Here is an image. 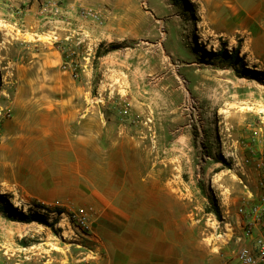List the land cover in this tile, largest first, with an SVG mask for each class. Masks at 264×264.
Segmentation results:
<instances>
[{"label":"rangeland","instance_id":"rangeland-1","mask_svg":"<svg viewBox=\"0 0 264 264\" xmlns=\"http://www.w3.org/2000/svg\"><path fill=\"white\" fill-rule=\"evenodd\" d=\"M43 3L60 10L42 12ZM243 16L236 0H0V160L28 133L52 132L65 144L59 124L68 122L76 171L131 172L134 188L139 174L160 183L171 193L170 233L186 237L188 255L236 260L246 243L239 208L264 194V75L242 76L240 63L218 54L239 47L247 66L264 72L243 53ZM88 90L104 99L86 98ZM99 102L114 124L106 137L117 142L101 164L83 152L85 109ZM7 195L17 211L0 212V263H105L96 212L84 229L68 217L80 205L45 212ZM31 211L52 226L23 220Z\"/></svg>","mask_w":264,"mask_h":264},{"label":"crops","instance_id":"crops-1","mask_svg":"<svg viewBox=\"0 0 264 264\" xmlns=\"http://www.w3.org/2000/svg\"><path fill=\"white\" fill-rule=\"evenodd\" d=\"M236 1L242 3L244 10L243 53L248 59L259 61L256 66L264 67V62L259 60L260 56L264 57V0ZM84 95L99 101L104 99L93 96L90 90ZM85 110L83 123L88 132L83 147L88 157L85 160L97 164L111 160L110 157L113 160L117 142L108 140L106 132L114 124L107 119L100 102L88 104ZM53 127L48 125L43 130L52 131ZM59 127L62 138H66L65 144L55 143L52 132L28 133L25 140H20L22 145L15 146L18 149L4 150L0 160L2 192L11 196L17 193L21 202L29 205L36 202L59 203L65 208L80 205L92 218L96 212L91 221L106 255L104 264H207L201 254L188 255L185 236L171 235L168 188L148 182L142 174L137 177L141 187L134 188L126 181L131 172L100 168L76 171L74 135L68 122L62 120ZM34 139H40L42 145L35 146ZM109 226L120 228L122 233L106 229ZM210 264H237V259L222 253L211 259Z\"/></svg>","mask_w":264,"mask_h":264},{"label":"built area","instance_id":"built-area-1","mask_svg":"<svg viewBox=\"0 0 264 264\" xmlns=\"http://www.w3.org/2000/svg\"><path fill=\"white\" fill-rule=\"evenodd\" d=\"M56 10L59 12L60 7L52 3H43L42 12ZM79 13L84 18L90 19L96 23H102V15L93 8H82ZM77 76V74L75 75ZM259 166L264 170V159L259 163ZM264 181H262V184ZM251 195L253 193L249 191ZM45 207L39 208L42 211H49L52 206H59V203L47 204L40 202ZM64 213V212H63ZM61 213V214H63ZM239 214L242 216L243 235L240 240L245 241L238 249L236 259L239 264H264V194L260 195L259 199L248 204H244L239 208ZM73 224H77L80 228H89L91 214L84 208H79L76 211L68 213Z\"/></svg>","mask_w":264,"mask_h":264},{"label":"trees","instance_id":"trees-1","mask_svg":"<svg viewBox=\"0 0 264 264\" xmlns=\"http://www.w3.org/2000/svg\"><path fill=\"white\" fill-rule=\"evenodd\" d=\"M240 48H235L233 51L228 52L227 49L226 50H221L218 52L219 55H227L233 63H240L243 67L244 71H240L237 70L239 73H242V76L248 77V78H255L257 80H261V76L264 75L263 71L260 70H256L255 68H249L247 66V64L245 63V58L240 56ZM99 53V52H98ZM34 205L36 207L39 208H44L45 206L43 204H41L40 202H36L34 203ZM13 210V211H17L11 204V200L9 198V196L7 194H0V212L2 213V215H4L7 218L12 219L11 214L9 212V210ZM216 215L218 217H221V210L220 208L217 206L216 207ZM54 212V210L52 211ZM58 213H63L65 212V210H59L57 211ZM23 217V220H25L26 222H33V221H37L49 226H52V224H50V222H48V220H46L43 216H41L40 214L31 211L28 214H25L24 212L20 213ZM29 244L27 243L26 246H28Z\"/></svg>","mask_w":264,"mask_h":264},{"label":"bare ground","instance_id":"bare-ground-1","mask_svg":"<svg viewBox=\"0 0 264 264\" xmlns=\"http://www.w3.org/2000/svg\"><path fill=\"white\" fill-rule=\"evenodd\" d=\"M219 16V15H218ZM206 18V17H205ZM209 18V17H208ZM14 203H15V205L17 206V207H20V202L19 201H14ZM198 245V244H197Z\"/></svg>","mask_w":264,"mask_h":264}]
</instances>
